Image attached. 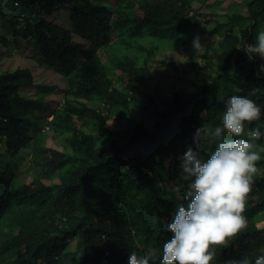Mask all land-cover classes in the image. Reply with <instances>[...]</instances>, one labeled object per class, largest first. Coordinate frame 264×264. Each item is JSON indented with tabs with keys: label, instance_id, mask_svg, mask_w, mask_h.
I'll return each instance as SVG.
<instances>
[{
	"label": "trees",
	"instance_id": "1",
	"mask_svg": "<svg viewBox=\"0 0 264 264\" xmlns=\"http://www.w3.org/2000/svg\"><path fill=\"white\" fill-rule=\"evenodd\" d=\"M233 4L214 32L225 36L238 26L245 40L255 42V26L264 28V0H242L247 14ZM192 6V0H0V13H12V32L27 36L43 65L66 82L64 103L50 110L48 121L56 136L65 135L66 147L45 146L43 139L44 148L33 151L25 172L17 173L9 163L0 166V264H74L76 258L77 264H127L131 251L142 255L170 238L166 224L184 202L187 185L177 157L193 143L196 129L207 158L213 145L203 130L220 123L225 92L250 94L264 108L259 56L249 59L236 45L215 63L214 75L195 88L164 92L155 86V74L141 63L146 61L141 55L154 47L141 40H180L197 21L188 18ZM60 8L69 11L70 27L48 19ZM0 41L22 43L15 37L11 44L4 29ZM117 70L123 74L120 84ZM33 86L46 88L48 95L54 88L36 84L28 67L0 73V142L11 157L37 130L22 124L16 110L24 100L32 101L23 91ZM133 97L144 103L138 119L130 115ZM113 116L115 128L108 123ZM256 165L243 213L247 225L226 244L213 246L214 264L264 252V159ZM75 238L78 251L67 252Z\"/></svg>",
	"mask_w": 264,
	"mask_h": 264
},
{
	"label": "clouds",
	"instance_id": "2",
	"mask_svg": "<svg viewBox=\"0 0 264 264\" xmlns=\"http://www.w3.org/2000/svg\"><path fill=\"white\" fill-rule=\"evenodd\" d=\"M197 43L194 40V46ZM236 47L249 59L257 55L264 58V30L256 33L255 42L245 40ZM223 103L220 123L203 130L213 145L207 158L201 154V144L196 139L200 128L195 131L193 143L177 157L187 185L184 202L175 207L166 224L170 238L160 249L142 255L131 251L127 264H155L157 259L159 264H214L213 246L226 244L246 227L243 213L257 171L256 162L264 159V124L260 123L264 108L250 94H232ZM46 128H50L48 122ZM230 264H264V252L254 259L243 256Z\"/></svg>",
	"mask_w": 264,
	"mask_h": 264
},
{
	"label": "rangeland",
	"instance_id": "3",
	"mask_svg": "<svg viewBox=\"0 0 264 264\" xmlns=\"http://www.w3.org/2000/svg\"><path fill=\"white\" fill-rule=\"evenodd\" d=\"M241 1L192 0L193 12H196V15H193V12H191L192 16L188 18L192 20L196 18L195 20L197 21L196 23L194 21V25L187 28L188 30L184 32L180 40L175 41L168 38L157 39L153 36H147L141 40L148 47H154L150 53L146 51H144L146 53H141L142 58L146 60L144 62L141 61V63L149 66L155 74L154 84L158 89L164 92H171L181 86L193 89L195 88V84L207 77L211 78L214 75L217 69L215 63L221 62L225 51L245 41L237 28L238 26L232 27L231 34L227 32L225 36L213 30L217 24V20L222 22L227 21L224 13L229 4L232 7L234 5L233 3H237L238 10H243L244 12L248 10L247 7L239 4ZM11 14V12L6 15L0 13V35H2L4 29L7 32L8 39L12 42L11 44H14L12 39L14 40L15 37H19L22 43L20 46L15 44L6 46L0 41V73L15 70L19 66L28 67L36 76V84L54 85L49 95L48 93H44L47 90L44 87L36 88L33 86L27 90L25 89L23 96L30 97L32 101L24 100L16 106V110L21 111L20 116L23 118L22 124H26L30 128L37 126V130L33 134V139L23 146L15 157H11L8 152L6 153L5 144L0 142V166L9 163L10 167L17 173H23L32 163L33 151L44 148V145H42L43 139L46 141L45 146L59 149L66 147L65 135L56 136L53 130L46 128L47 120L51 117L50 110L52 108L62 107L64 103L65 97L63 90L66 82L53 68L43 65V60L37 54L36 47L32 42H28L27 36H23L20 32L16 34L12 32L9 20ZM48 19H52L54 22L63 24L66 27L71 26L69 11L65 8L53 10L48 15ZM260 30H264V28L260 25L255 26L254 34L256 35ZM194 40H198L196 46H194ZM136 53L140 54L138 51ZM99 54L104 61L108 59L107 53L103 49L99 50ZM258 59L260 66L264 65V58L259 56ZM120 75L123 76L121 71L117 70V84L122 82ZM227 96L229 94L225 92L223 99H226ZM143 105L144 103L140 99H134L133 97L130 100V115L133 119L140 117V110ZM108 123L112 128H115L119 124L115 116L111 117ZM44 127L47 129L46 131L43 130ZM94 134H98L97 129L94 130ZM32 175V173L27 174L24 182H29ZM57 181L58 178H55L54 182L46 180L48 184H53ZM260 224L264 226L263 221ZM66 251H78L77 238L70 241ZM75 260L78 261L79 259L76 258ZM76 261L74 264H77Z\"/></svg>",
	"mask_w": 264,
	"mask_h": 264
}]
</instances>
